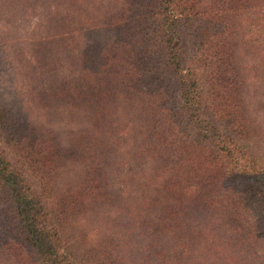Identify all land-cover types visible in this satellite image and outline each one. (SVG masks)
Segmentation results:
<instances>
[{"label":"trees","instance_id":"obj_1","mask_svg":"<svg viewBox=\"0 0 264 264\" xmlns=\"http://www.w3.org/2000/svg\"><path fill=\"white\" fill-rule=\"evenodd\" d=\"M45 5L58 40L31 98L67 121L0 102V253L264 264V131L243 62L264 55V0Z\"/></svg>","mask_w":264,"mask_h":264},{"label":"rangeland","instance_id":"obj_2","mask_svg":"<svg viewBox=\"0 0 264 264\" xmlns=\"http://www.w3.org/2000/svg\"><path fill=\"white\" fill-rule=\"evenodd\" d=\"M49 1L52 0H0V102L24 108L27 105L35 119L49 121L57 128L66 123V115L61 110L39 111L31 98L32 91L42 85L41 54L58 40L52 31L55 28L44 21L49 11L45 4ZM59 11L63 8L59 7ZM82 33L87 34L83 30ZM251 49L243 58L248 73L247 95L258 125L264 131V55ZM259 144L264 149V137ZM4 257L5 253H0V264H12L7 255Z\"/></svg>","mask_w":264,"mask_h":264}]
</instances>
